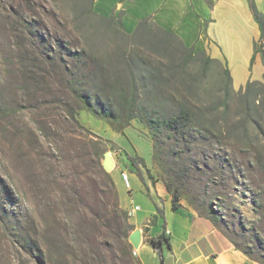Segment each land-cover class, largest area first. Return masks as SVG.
<instances>
[{
  "label": "rangeland",
  "instance_id": "obj_1",
  "mask_svg": "<svg viewBox=\"0 0 264 264\" xmlns=\"http://www.w3.org/2000/svg\"><path fill=\"white\" fill-rule=\"evenodd\" d=\"M92 3L0 0V264H90L86 254L96 232L89 214L74 209L76 201L59 189L74 183L82 201L87 198L86 163L95 149L101 162L110 154L112 180L121 171L128 174L133 205L147 204L126 157H141L148 166L139 142L148 140L152 150L146 128L131 121L139 145L130 142L127 153L114 141L120 134L77 109L78 91L115 110L129 96L137 106L166 115L189 108L192 145L164 138L168 172L183 193L180 203L203 214L213 205L219 229L264 260V68L261 63L257 73L247 60L251 30L233 40L220 36L226 59L187 49L152 22L126 33L118 17L95 13ZM61 43L81 60L63 55ZM70 76L74 87L67 84ZM66 109L74 110L78 124ZM126 217L131 233L137 231ZM129 261L117 264H143L132 251Z\"/></svg>",
  "mask_w": 264,
  "mask_h": 264
},
{
  "label": "crops",
  "instance_id": "obj_2",
  "mask_svg": "<svg viewBox=\"0 0 264 264\" xmlns=\"http://www.w3.org/2000/svg\"><path fill=\"white\" fill-rule=\"evenodd\" d=\"M255 2L263 12L264 0ZM92 8L101 16L118 17L126 33L135 32L143 20H149L156 27L174 34L185 48L194 51L206 50L212 56L218 55L226 59L229 57L223 53L221 35L233 40L239 34L245 33L248 27L251 30V51L247 60L252 57L253 42L259 38L247 0H93ZM253 63L257 73H261L259 56L255 55ZM229 69L234 77L238 74L232 65H229ZM247 78L248 76L243 77L242 83ZM132 132V126H129L124 130L127 140L119 135L114 141L127 153L130 142L133 145H139L140 142V147H145L148 152V166L144 159L143 167L140 166L145 180L142 186L148 201L144 207L139 206V211L129 220L134 229L140 232V242L135 249L139 260L143 264H263L249 259L237 250L208 217L198 215L183 203H180L181 212L172 210L171 198L156 177L149 141L138 142ZM137 152L140 156L141 150ZM145 170L153 176L152 182L147 179ZM113 180L119 206L126 211L133 205L132 194L123 187L120 172ZM156 206L162 211L163 217L157 214ZM142 212L144 214L140 215ZM150 220H153V224L147 226ZM163 224L164 233L168 231L165 236L169 240L170 250L162 247L160 253H157L152 250L147 240L160 234ZM141 252L151 261L145 262Z\"/></svg>",
  "mask_w": 264,
  "mask_h": 264
},
{
  "label": "trees",
  "instance_id": "obj_3",
  "mask_svg": "<svg viewBox=\"0 0 264 264\" xmlns=\"http://www.w3.org/2000/svg\"><path fill=\"white\" fill-rule=\"evenodd\" d=\"M247 3L252 18L259 31V38L253 43V54L250 59V64L252 65L255 55L258 54L264 68V50L262 46V41H264V18L258 11L253 0H247ZM148 22L150 21L143 20L137 29H140V26L145 25ZM119 24L121 25L120 21ZM60 45L63 55H68L70 57L74 56L77 58V60H81V55L71 53L68 49H65V46L62 43ZM225 73L226 76L229 77L228 70H226ZM67 84L69 87L75 86V80L72 79V76H70V79H68ZM73 96V101L76 103L77 109L84 110L93 117L104 121L114 132L124 136L125 138L126 136L124 130L130 126L131 121L136 120L137 123L140 125L142 124L146 128L151 139L152 162L154 166L155 164L158 166L162 173L161 179H157L161 181L166 192L171 198L172 210L176 213L181 212L182 206L180 201L183 197V193L181 192L179 184L176 185L177 181L173 180V178L170 176L171 174L168 172L167 162L164 157V138L166 136L169 138L173 137L178 141L184 140L182 142L187 143L188 140L192 138L189 131H191L193 124V112L185 106H181L179 109L168 115L154 110H146L136 105L133 96H129L124 99L122 104L119 105L120 108L115 110L108 107H99L91 100L90 95L84 91H78L76 93L74 92ZM4 112L0 109V116H3L2 114ZM65 112L67 117L78 124L75 119L74 110L66 109ZM186 143H184V145ZM188 144H190V142H188ZM90 154L91 155L88 157L86 163L91 173V176H89L87 179V198L82 201L83 199L81 198V191L74 185V183L61 184L59 191L64 197L71 195L72 202L73 200L76 201V204L72 203L74 209L82 208L85 209L89 214L90 222L96 232L89 239L90 248L86 254L87 260L90 262V264L128 263L130 262V253L132 251V247L128 242V236L131 233L132 227L127 225L126 211H123L119 208L117 190L110 174L105 172L101 166L100 151L95 149L91 151ZM126 157L133 167L134 173L144 184V175L139 167V165L143 166L142 158L130 155H127ZM76 158L78 160H83V156H77ZM145 173L147 179L152 182L154 179L150 172L145 170ZM80 175L81 173L74 174V176L77 177ZM69 202H71L70 199ZM212 208L213 205L208 206L207 214L198 212L196 207L194 210L198 215L208 217L219 229L216 216L213 213ZM156 211L159 216L163 217L162 211L157 206ZM152 224L153 220H150L147 226ZM162 227L163 229L160 234L150 237L147 240L152 250L157 253H160L162 247L167 251L170 250L169 240L164 233V224ZM221 232L227 237L223 231ZM229 241L237 250L241 251L249 259L264 264V260L255 258L246 249L241 248L230 239ZM32 244L33 241L27 238L26 245L29 250H33Z\"/></svg>",
  "mask_w": 264,
  "mask_h": 264
},
{
  "label": "built area",
  "instance_id": "obj_4",
  "mask_svg": "<svg viewBox=\"0 0 264 264\" xmlns=\"http://www.w3.org/2000/svg\"><path fill=\"white\" fill-rule=\"evenodd\" d=\"M115 167V165H114ZM120 179L123 184V187L125 190L129 193H131V186L129 182V176L125 171L120 172ZM139 206L138 205H130L129 209L126 210V214L129 218H132L136 212L139 211ZM166 234H168V231H165ZM132 254L136 255V250L132 247Z\"/></svg>",
  "mask_w": 264,
  "mask_h": 264
},
{
  "label": "water",
  "instance_id": "obj_5",
  "mask_svg": "<svg viewBox=\"0 0 264 264\" xmlns=\"http://www.w3.org/2000/svg\"><path fill=\"white\" fill-rule=\"evenodd\" d=\"M106 154H109V153L106 152V153L103 154V160H102V162H101V166H102L103 170H104L105 172L108 173V172H110V171H109L110 168L114 165V162H113V160L111 159V157H110V160L105 161L104 158H105ZM109 156H110V154H109ZM113 169H114V167H113ZM113 169H112V170H113ZM140 238H141V236H140V232H139V231H133V232L128 236V241L130 242L131 246H132L134 249H137V247H138V245H139V242H140Z\"/></svg>",
  "mask_w": 264,
  "mask_h": 264
},
{
  "label": "bare ground",
  "instance_id": "obj_6",
  "mask_svg": "<svg viewBox=\"0 0 264 264\" xmlns=\"http://www.w3.org/2000/svg\"><path fill=\"white\" fill-rule=\"evenodd\" d=\"M104 160H105V161H108V160H110V156H109V154H106V156H105ZM113 167H114V165H113V166L110 168V170H109V171H111V170L113 169Z\"/></svg>",
  "mask_w": 264,
  "mask_h": 264
}]
</instances>
